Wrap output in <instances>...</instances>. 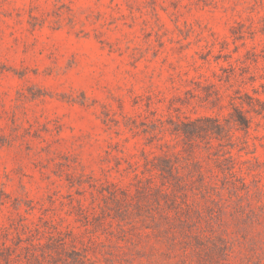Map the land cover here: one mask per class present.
Here are the masks:
<instances>
[{
  "label": "rangeland",
  "instance_id": "374dc122",
  "mask_svg": "<svg viewBox=\"0 0 264 264\" xmlns=\"http://www.w3.org/2000/svg\"><path fill=\"white\" fill-rule=\"evenodd\" d=\"M0 264H264V0H0Z\"/></svg>",
  "mask_w": 264,
  "mask_h": 264
}]
</instances>
